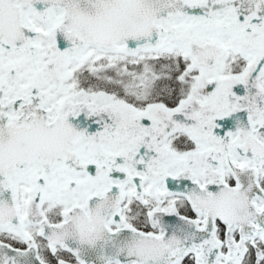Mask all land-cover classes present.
<instances>
[{
  "label": "snow or ice",
  "instance_id": "6c2138e0",
  "mask_svg": "<svg viewBox=\"0 0 264 264\" xmlns=\"http://www.w3.org/2000/svg\"><path fill=\"white\" fill-rule=\"evenodd\" d=\"M0 264H264V0H0Z\"/></svg>",
  "mask_w": 264,
  "mask_h": 264
}]
</instances>
